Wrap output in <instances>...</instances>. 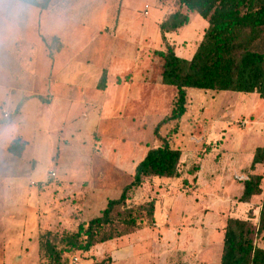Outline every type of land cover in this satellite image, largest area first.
Returning a JSON list of instances; mask_svg holds the SVG:
<instances>
[{
	"label": "rangeland",
	"instance_id": "374dc122",
	"mask_svg": "<svg viewBox=\"0 0 264 264\" xmlns=\"http://www.w3.org/2000/svg\"><path fill=\"white\" fill-rule=\"evenodd\" d=\"M15 3H0V264H49L42 235L50 231L59 240L99 216L147 150L161 143L154 129L170 114L176 90L160 83L155 52L165 49L159 24L175 6L174 0H49L40 9L24 2L21 21L10 29ZM181 12L186 23L166 38L189 59L207 21L186 6ZM19 49L26 79L14 63ZM40 64L46 72L37 79ZM103 72L105 88L98 90ZM186 90L183 116L159 127L181 152L179 177L145 178L115 209L153 200L155 224L97 244L103 264H111L105 248L118 264H219L227 219L258 222L264 164L254 170L250 164L255 148L264 147V97ZM10 135L28 140L22 155L3 147ZM249 173L262 176V192L245 204L238 198ZM263 240L260 234L256 244L263 247ZM76 253L67 255L69 264Z\"/></svg>",
	"mask_w": 264,
	"mask_h": 264
},
{
	"label": "trees",
	"instance_id": "16d2710c",
	"mask_svg": "<svg viewBox=\"0 0 264 264\" xmlns=\"http://www.w3.org/2000/svg\"><path fill=\"white\" fill-rule=\"evenodd\" d=\"M45 9L49 0H25ZM175 10L159 24L164 50H156L162 60L160 83L176 90L174 106L169 115L155 127L154 134L160 145L149 148L134 167L133 178L126 184L119 197L109 199L99 216L81 221L75 232L56 238L48 231L42 235L40 245L49 264H69L67 255L88 252L95 245L144 227L155 224L153 200L117 213L133 189L145 178L179 177L181 152L173 148L167 137L159 134V127L170 121H178L186 111L187 88L215 91L257 93L264 97V0H174ZM183 6L197 12L207 21L202 39L189 59L177 56L174 45L166 38L187 21L181 12ZM106 76L102 73L98 89L105 87ZM26 142L14 138L7 151L20 156ZM264 164V147H256L250 170ZM262 176L249 173L242 181L240 202L249 203L253 196L261 194ZM122 226L121 230L116 229ZM264 236V195L260 205L258 222L254 225L248 218L229 217L223 231L219 264H264V246L256 244V238ZM264 242V240H263ZM57 243L62 247L58 248Z\"/></svg>",
	"mask_w": 264,
	"mask_h": 264
},
{
	"label": "crops",
	"instance_id": "0c3cea01",
	"mask_svg": "<svg viewBox=\"0 0 264 264\" xmlns=\"http://www.w3.org/2000/svg\"><path fill=\"white\" fill-rule=\"evenodd\" d=\"M34 6V5H33ZM207 26H205L204 28H206ZM21 49H19L18 51L16 50V56H15V64L21 69V73H20V78H25L26 79V77L28 78V74H27V71H26V63H25V61H24V59L22 58V53H21ZM40 66L42 67V72H41V74H40V72H39V74L36 72V75H35V77L37 78V79H42L43 78V74L46 72V67H45V64H40ZM14 77V76H13ZM100 79V78H99ZM55 80H56V74L55 73H53L52 74V77H51V79H50V84H51V87H54V84H55ZM105 88V87H104ZM103 88V89H104ZM98 89V88H97ZM14 89H12V91H13ZM98 90H102V89H98ZM10 91H11V89H10ZM11 91V92H12ZM15 91V90H14ZM25 94V93H24ZM64 99H62L63 101H65V99H66V101L67 100H69V98H68V96L67 95H63L62 96ZM36 100V99H35ZM59 100V99H58ZM58 102V101H57ZM14 103V101H12V104ZM14 105H15V103H14ZM68 111L66 110V112L65 113H67ZM63 113V112H62ZM11 126V124H8L7 126H6V128H4L3 130H1V132H5V130L6 129H8L9 127ZM13 135H15V134H13ZM13 135H10V136H7L6 137V140L3 142V147L5 148V150L7 151V147L9 146V144H10V142L14 139V138H16V137H19V138H21L22 140H24L25 142H26V144H25V147H24V149H23V151L21 152V155H22V153L24 152V150L27 148V146L29 145V143H28V140L27 139H24L23 138V135L22 136H20V135H17L16 137H14ZM8 152V151H7ZM10 153V152H9ZM11 154V153H10ZM16 156V155H15ZM87 197V196H86ZM245 204H248V203H245ZM104 243H107V241L106 242H103L102 244H104ZM107 245V244H106ZM97 247V245H95L90 251H88V252H85V253H82V252H79L78 254L76 253V254H74L75 256H77L76 258H75V260H74V263L73 264H78L79 262H80V258H83V259H85V262L87 263V264H95L94 263V261H97L96 262V264H103V259H101V257H99V256H97V255H95L94 254V248H96ZM6 253V252H5ZM104 253H110V257H109V259H110V261H111V264H118L119 262H120V259H119V257L117 256V258L115 257V254H111V252H110V250H109V248H105L103 251H102V255L104 254ZM6 254H8V253H6ZM10 255V254H9ZM99 258V259H98Z\"/></svg>",
	"mask_w": 264,
	"mask_h": 264
},
{
	"label": "clouds",
	"instance_id": "9594fccd",
	"mask_svg": "<svg viewBox=\"0 0 264 264\" xmlns=\"http://www.w3.org/2000/svg\"><path fill=\"white\" fill-rule=\"evenodd\" d=\"M3 0H0L2 3ZM24 2L25 0H16L13 10L10 13L9 28L15 27L22 19L24 14Z\"/></svg>",
	"mask_w": 264,
	"mask_h": 264
}]
</instances>
